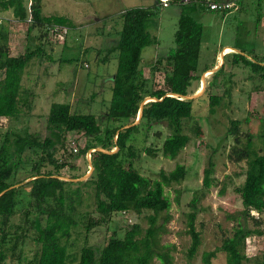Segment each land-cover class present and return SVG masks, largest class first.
I'll use <instances>...</instances> for the list:
<instances>
[{
    "label": "trees",
    "instance_id": "obj_1",
    "mask_svg": "<svg viewBox=\"0 0 264 264\" xmlns=\"http://www.w3.org/2000/svg\"><path fill=\"white\" fill-rule=\"evenodd\" d=\"M239 1H236V10H239ZM157 3L161 7L158 0ZM169 4H174L178 13L173 47L149 64L147 77L142 73L141 51L156 44V39L145 28L153 12L129 8L115 19L119 29L114 30L117 39L111 52L115 53L116 66L109 77L111 93L101 125L91 114L75 113L67 104L52 103L45 118V136L42 139L26 132L16 134L7 131L0 134V264H6L8 260H14L16 264H152L153 260L157 264H171L173 246L160 243L170 219L167 215L169 202L163 188L179 184L185 171L181 165H175L166 174L160 171L158 179L149 188L148 182L130 161L137 153L134 134L139 129L148 132L151 125L163 123L168 134L159 151L163 158L175 159L188 141L182 131L184 122L191 116V105L202 96L189 101L182 97L194 94L189 90L192 82L199 81L203 73L213 68L214 58H207L210 65H204L198 71L203 27L193 15L198 10L207 11L206 8L193 2L182 4L181 0H169L164 8ZM0 10H11L17 22L26 24V38L32 30L40 32L35 38L38 41L45 37L48 39L50 33L61 30H64V37L71 25L65 17L43 15L39 0H0ZM227 56L229 72L232 68H244L250 77L264 80V58L251 62L239 54L229 53ZM33 58L52 60L41 42L32 46L26 43L22 54L11 56L7 32L0 30V118L17 119L28 113L31 93L22 88L21 81L24 69ZM101 61L106 62V59ZM224 66L222 63L205 83L203 94L206 95L208 114H213L222 98L229 96L228 88L223 89L220 95L210 91L218 79L224 81ZM157 72L162 73V86L158 89L153 84ZM169 94L175 97L167 96ZM146 98L155 101L144 103L137 123L122 129L135 121L139 106ZM260 120L259 150H255L249 134L241 137V121H229L225 136L231 138L232 144L227 158L232 163H244L243 180L233 187L241 210L236 215L230 235L222 238L219 246L212 251L202 252L200 264H211L217 254L223 256L224 264H243L246 260L245 241L261 235V215L264 214V114ZM242 122H247V119ZM69 133L79 134L85 139L77 156L91 151L92 172L85 181L77 182L74 190L69 188L71 180L60 179L62 169H72L62 155ZM143 152L153 155V150L147 148ZM72 156L70 154L69 158ZM25 168L29 174L15 180L17 173ZM212 174L213 164L208 161L202 171L200 190L210 188L214 182ZM27 178L30 180L21 185ZM17 184L18 187L8 189ZM25 187L28 191H24ZM79 187L90 188L91 206L85 205L83 212L78 210L82 206ZM197 202L195 194L188 203L189 211L185 215V234L189 238L185 256L188 260L195 256L200 246V235L194 227ZM126 212L142 215L146 226L127 225L120 238L112 232L101 245L87 244L88 233L93 228L107 225L113 215ZM91 214L94 216L91 217ZM14 215H19V224L10 222ZM78 223L83 228V244L74 256L69 253L68 247L71 245V233L77 229ZM24 240L34 246L28 259L22 256Z\"/></svg>",
    "mask_w": 264,
    "mask_h": 264
},
{
    "label": "rangeland",
    "instance_id": "obj_2",
    "mask_svg": "<svg viewBox=\"0 0 264 264\" xmlns=\"http://www.w3.org/2000/svg\"><path fill=\"white\" fill-rule=\"evenodd\" d=\"M39 1L43 15L65 17L71 21V25L64 37L62 35V39H54L50 35L48 39L45 37L38 41L35 38L40 32L32 30L26 38V24L17 22L11 10H0V30L7 32L11 56L22 54L26 43L32 46L41 42L45 53L52 58L51 62L37 58L30 60L21 81L22 88L31 93L30 109L17 119L0 118V134L7 131L16 134L26 132L42 139L45 136V118L52 103L67 104L75 113L91 114L101 125L111 93L109 77L116 66L115 53L111 52L117 39L114 30L119 29L118 20L115 19H118L124 10L143 8L153 12L145 23V28L156 39V44L141 51L144 77L149 74V64L154 63L156 58L165 55L173 47L172 39L178 17L174 4L161 8L157 0ZM238 8L236 11H222L224 13L197 11L193 15L203 27L198 71L204 65L208 67L209 59L222 47L229 46L233 50L223 51L227 54H224L225 59L224 55L219 59V65L224 63L226 66L223 71L224 81L218 79L217 84L210 90L212 94L220 95L223 89L228 88L229 96L222 98L213 114H208V104L203 91L209 74H205L203 91L196 99L202 97L193 102L191 116L183 124L182 132L188 137L187 144L173 160L163 158L159 151L163 139L168 134L163 123L151 125L148 132L139 129L134 134L137 153L130 161L133 168L148 182L149 188L158 179L160 171L166 174L172 171L175 165H181L185 171L184 179L179 184L163 188L169 202L167 215L170 219L165 225L167 232L161 235L160 243L173 246L170 252L171 264H200L201 253L218 247L222 238L230 235L236 223V215L241 210V205L233 187L240 185L243 180L244 163H232L227 158L232 144L231 138L225 136L229 121H241V137L245 133L249 134L255 150L260 149L258 136L262 132L260 116L264 114V80L257 76L250 77L244 68H232L229 72L227 55L239 54L251 62L264 58V0H240ZM103 58L106 62L101 61ZM153 84L156 89L161 88V72L154 74ZM200 86V79L193 81L189 90L195 94L201 89ZM244 119H247V122H242ZM84 144L85 139L79 134L69 133L66 137L65 152H62V155L72 169H62L60 179L74 180L69 187L71 190L75 189L77 182L85 181L92 172L88 170L90 159L86 156L87 153L77 156L78 150ZM145 148L153 150V155L144 153ZM70 154L74 156L69 158ZM208 161L213 164L214 182L207 191H202V171ZM28 174L27 168L20 170L15 180H20ZM73 176L78 178L71 179ZM77 179L81 180L76 181ZM27 180L30 179H25L21 185L24 186ZM79 189L82 206L78 210L83 212L85 205L91 206L90 188ZM24 191H28V187H25ZM195 194L198 202L194 227L200 235V246L195 256L188 260L185 256L189 245V238L185 234V215L189 211L188 203ZM251 215L255 217V214ZM92 216L94 215L91 214ZM261 217V235L245 241L246 260L243 264H264V214ZM19 219V215H14L10 222L19 224ZM132 224H138L141 228L146 226L142 215L136 216L128 212L115 214L107 225L93 228L88 233L86 242L88 245H101L112 232L120 238L127 225ZM71 235L68 251L76 256V251L83 244V228L80 224ZM21 250L22 256L28 259L34 246L24 240ZM6 264L16 262L8 260ZM152 264H157V261L153 260ZM211 264H224L223 256L217 254Z\"/></svg>",
    "mask_w": 264,
    "mask_h": 264
},
{
    "label": "built area",
    "instance_id": "obj_3",
    "mask_svg": "<svg viewBox=\"0 0 264 264\" xmlns=\"http://www.w3.org/2000/svg\"><path fill=\"white\" fill-rule=\"evenodd\" d=\"M169 0H158L161 8H164L167 6ZM237 0L232 1H222V2H215L212 0H181L182 4L187 3H194L196 5H199L200 7L206 8L207 11L211 12H221L222 11H229L233 10L235 11L237 9V6L235 4ZM55 30V29H54ZM64 33V30H61L60 32L50 33L49 35H52L54 39H62V35ZM73 152L75 150L73 149Z\"/></svg>",
    "mask_w": 264,
    "mask_h": 264
},
{
    "label": "water",
    "instance_id": "obj_4",
    "mask_svg": "<svg viewBox=\"0 0 264 264\" xmlns=\"http://www.w3.org/2000/svg\"><path fill=\"white\" fill-rule=\"evenodd\" d=\"M231 50H232V49H231ZM232 51H233V50H232ZM220 59H221V57H220ZM219 66H221V65H218V67H219ZM218 67H216V68H214V69H212V70L207 71L206 74H209V75L212 74V73H213ZM204 77H205V73H203V74L201 75V77H200V82H201V85H202V86H200L201 89H200L197 93H195V94H193V95L183 96V97H182L183 100H187V101H189V100H194V99H196V98L198 97V95H199L200 93H202V91H203V86H204ZM167 96L175 97V95H173V94H169V95H167ZM151 101H155V99H153V98H146V99H144V100L141 102L140 106H139L138 113H137V115H136L135 121H134L132 124H130V125H126V126H124L122 129H126V128H128V127H131V126L135 125V124L137 123L139 117H140L141 107L143 106L144 103H146V102H151ZM93 151H101V152H103L102 150H99V149H94ZM89 152H90V151H88V153L86 154V156H89ZM88 170H89V172H91V170H92L91 165L88 166ZM61 180H62V179H61ZM79 180H81V179H77L76 181H79ZM27 181H28V180H27ZM27 181H25V182H27ZM71 181H74V180H71ZM22 184H23V182H22ZM13 187H17V185H16V186L9 187L8 189H11V188H13ZM1 194H2V193H1ZM1 194H0V195H1Z\"/></svg>",
    "mask_w": 264,
    "mask_h": 264
},
{
    "label": "crops",
    "instance_id": "obj_5",
    "mask_svg": "<svg viewBox=\"0 0 264 264\" xmlns=\"http://www.w3.org/2000/svg\"><path fill=\"white\" fill-rule=\"evenodd\" d=\"M222 1H228V0H220V2H222ZM199 11V10H198ZM229 50L230 52H231V48L229 47V46H224V47H222L221 49H220V51L219 52H217L216 53V55L213 57L214 58V62H213V68L212 69H214V68H216V65H219V59H220V57L221 56H223L224 54H226V53H223V51L224 50ZM212 59V58H211ZM211 69V70H212Z\"/></svg>",
    "mask_w": 264,
    "mask_h": 264
},
{
    "label": "bare ground",
    "instance_id": "obj_6",
    "mask_svg": "<svg viewBox=\"0 0 264 264\" xmlns=\"http://www.w3.org/2000/svg\"><path fill=\"white\" fill-rule=\"evenodd\" d=\"M225 51L227 52V51H229V50H226V49H225L224 52H225Z\"/></svg>",
    "mask_w": 264,
    "mask_h": 264
},
{
    "label": "clouds",
    "instance_id": "obj_7",
    "mask_svg": "<svg viewBox=\"0 0 264 264\" xmlns=\"http://www.w3.org/2000/svg\"><path fill=\"white\" fill-rule=\"evenodd\" d=\"M232 51V50H231ZM227 54V53H226ZM222 57V56H221ZM207 72V71H206ZM206 72H205V74H206ZM88 153V152H87Z\"/></svg>",
    "mask_w": 264,
    "mask_h": 264
}]
</instances>
